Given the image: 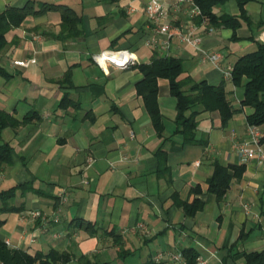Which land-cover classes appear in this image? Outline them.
<instances>
[{
  "label": "crops",
  "instance_id": "obj_1",
  "mask_svg": "<svg viewBox=\"0 0 264 264\" xmlns=\"http://www.w3.org/2000/svg\"><path fill=\"white\" fill-rule=\"evenodd\" d=\"M30 1L70 7L81 18V35L65 42L53 39L61 20L51 10L28 16L5 36L0 67L8 77L0 76V110L18 120L28 112L36 116L0 135L12 158L0 167V192L30 183L38 193L17 192L11 205L20 211L0 214V239L28 253H67V264H87L81 257L105 264H246V254L264 252V162L243 163L236 152L252 110L240 107L242 87L222 74L264 44V0L245 6L251 24L242 23L235 40L222 27L202 36V50L220 54L219 68L176 41L169 51L148 46L155 30L144 14L148 0H0V12ZM173 9L169 22L186 23L184 10ZM213 12L239 15L234 0ZM117 50L129 51L136 63L153 56L181 59L184 76L222 85L239 112L225 128L217 112L200 113L196 138L206 144L182 146L173 136L176 101L168 82L160 79L157 103L164 132L157 137L135 92L140 73L101 68L92 59ZM28 59L35 63L13 65ZM69 67L71 81L61 83ZM64 95L69 102L61 107ZM257 130L264 138V126ZM160 149L163 168L156 158ZM214 161L245 167L221 202L207 192ZM196 187L199 194L192 192ZM176 199H198L205 206L189 218ZM187 249L196 256L193 263L182 256ZM177 255L180 260L173 261Z\"/></svg>",
  "mask_w": 264,
  "mask_h": 264
},
{
  "label": "trees",
  "instance_id": "obj_2",
  "mask_svg": "<svg viewBox=\"0 0 264 264\" xmlns=\"http://www.w3.org/2000/svg\"><path fill=\"white\" fill-rule=\"evenodd\" d=\"M193 1L201 11V18L196 20L197 24L205 19L208 25L214 28L229 29L232 32L231 39L235 40L236 32L241 28L242 23L248 26L251 24L245 6L257 0H234L239 10L238 16L229 14L217 16L214 14L213 8L224 4L227 0ZM51 10L58 12L61 20L60 32L52 36L53 39L65 42L81 35V32L77 29L81 18L70 7L45 3H39L35 6L30 1L21 8L9 7L0 12V51L7 45L5 36L10 30L20 27L28 16L40 15ZM129 68L136 69L141 75V79L134 86L135 92L141 98L150 124L159 138L162 137L164 132L163 117L157 103L158 80L160 79L168 82L169 93L176 101L173 136L180 137L182 146L206 144L205 141L196 138L198 128L196 118L200 113L217 112L220 126L225 128L233 116L239 112V109L233 108L227 99V94L222 85H211L206 81L196 82L189 76H184L183 62L179 58L153 56L148 63H135ZM71 69L69 67L65 71L60 80L61 83H70ZM0 76L8 77L1 67ZM231 83L243 89L240 107H248L252 110V113L246 116V124L255 127L264 126V44H258L254 52L237 59L231 70ZM68 102L67 95H64L60 106H66ZM35 116V112H28L21 120H18L13 115L0 110V135L5 129L16 130L26 125ZM263 139L261 138L262 144ZM156 158L159 167L163 168L165 153L161 149L156 153ZM11 161L10 147L7 144L0 145V167L9 166ZM244 170V165H222L218 161H214L212 163V174L206 181L207 192L214 195L217 202H221L229 190L232 180L239 179ZM30 191L38 193L30 183H23L1 191L0 214L19 212L20 208L12 206L11 201L16 197L17 192L25 195ZM192 192L199 194L200 190L196 187ZM175 204L189 218L205 206V203L198 199H194L190 203L176 199ZM3 224L4 221L0 219V227ZM182 256L189 263L196 260V256L190 249L183 250ZM69 261L70 256L67 253H58L53 249L45 254L41 252L28 253L20 249H11L0 239V264H67ZM80 261L87 264H105L91 263L83 257L80 258ZM245 261L246 264H264V252L246 254Z\"/></svg>",
  "mask_w": 264,
  "mask_h": 264
},
{
  "label": "built area",
  "instance_id": "obj_3",
  "mask_svg": "<svg viewBox=\"0 0 264 264\" xmlns=\"http://www.w3.org/2000/svg\"><path fill=\"white\" fill-rule=\"evenodd\" d=\"M171 9L184 10L187 22L179 26L169 22L168 16ZM144 14L147 22L155 26L153 36L146 42L148 46L169 51L173 41H176L180 45L200 53L203 61H208L219 68L220 54L206 53L201 48L202 36L204 34L211 35L214 28L208 25L205 19L201 20L199 24L196 23V20L201 18V11L193 0H148L144 7ZM202 26H204V30L200 29ZM92 59L101 68L112 66L117 69H126L136 63V59L127 50L103 51L93 56ZM34 63V59H28L14 61L13 65L28 67ZM222 74L224 78L231 79V71H222ZM261 138L257 127L247 125L245 138L236 145V152L243 163L254 160L264 162V146L261 143ZM244 208L247 209L248 206L244 205ZM160 259L161 255H158L157 260ZM171 259L179 261L180 256H171ZM197 261L204 264L203 261Z\"/></svg>",
  "mask_w": 264,
  "mask_h": 264
}]
</instances>
